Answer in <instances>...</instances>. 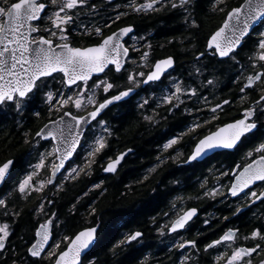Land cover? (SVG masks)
Instances as JSON below:
<instances>
[{
    "label": "flooded vegetation",
    "instance_id": "obj_1",
    "mask_svg": "<svg viewBox=\"0 0 264 264\" xmlns=\"http://www.w3.org/2000/svg\"><path fill=\"white\" fill-rule=\"evenodd\" d=\"M12 2H16V0H12ZM128 2L129 0H89L87 6H80L77 10H73L70 14H75L76 11L80 13L79 21L82 27L77 31L75 26H68L72 28L69 39L71 46L89 47L101 39L100 37L83 35L85 28L94 29L95 26L99 25L103 28L104 35L107 36L127 25H133L134 32L123 37L121 41L125 47L129 48V56L123 58L126 62V71L123 72L121 78L115 80L117 89L124 90L130 86L127 81L129 73L134 74L143 71L147 74L156 59L170 55L175 60L173 69L169 70L171 76H165L158 87L150 85L145 86L144 90L137 89L138 94L108 106L101 114L100 119L106 121L110 134L102 133L98 124L89 122L91 124L89 131L95 132L96 135L103 134L108 146L94 157L96 163L92 164L91 175L85 176L82 173L76 181H65L59 174L53 185L61 184L63 181L61 186L65 187L67 183L75 184L81 180L86 185L82 195L78 196L79 202L76 198L69 209L71 213L81 210L89 222L87 226L80 228L77 232L89 227L98 230L96 233L97 243L90 250V256L85 260V264H88L89 259L96 261L95 248L98 246L99 237L107 233V228L112 232L111 237H109L110 241L106 246L108 254L114 256L127 252L131 257L127 264H226L227 257L235 248L254 247L258 242L264 244V240H260L259 237L256 240L244 239L257 228L262 229L261 234L264 235V204L259 201L255 205L248 204L244 194L233 197L227 191L232 182L230 177L234 178L235 176L234 173H231L230 168L237 165L242 168L244 164L251 163L253 159H259V154L253 150L264 140V116L259 118L261 126L255 135L241 144L239 148L230 151L217 149L215 152L208 153L207 157L201 160L192 163H183V161L191 154L199 138L216 131L217 127L223 126L224 123L243 118L244 109L254 107L253 101L258 100L260 95H264V92L259 91V88L264 85V80H260L256 82L255 91L246 90L247 98L244 101L239 99L243 95L239 92V88L246 82V78L255 75L256 72H264V68L260 67L261 62L250 59V57L259 54L258 49L255 48V41L258 37L253 32L245 39L235 61L227 57L219 58V56L213 55L212 49L206 48L207 39L222 25L225 15L223 13L221 16L220 11L213 10V0H192L187 11L171 9L168 5L166 9L148 14L132 12L130 8L125 6ZM144 2L145 0H136L138 4ZM175 2L179 3V0H175ZM93 4L95 10H90ZM119 12H125L128 15L123 16L115 24H111ZM204 13L210 16L208 21L210 32L203 37L202 31H204L205 26L201 14L204 15ZM170 15L172 21L168 20ZM193 20L196 22V27L192 26ZM105 21L109 22L110 28L104 27ZM50 26V21H40L41 34L49 36L56 43H60L56 37H50V34L43 32L44 28ZM173 26L178 32L174 38L162 33L168 28L173 29ZM58 36L59 32H57ZM139 37H144V39L140 40ZM169 40L173 42L169 44ZM148 44H151V49L146 47ZM133 47L139 49V52L132 51ZM144 51H150V60L146 66L139 67L142 63L140 55ZM201 52H206V55L197 60V56ZM254 63L256 64L255 68L252 66ZM241 66H243L242 72ZM95 75L100 80L107 79L112 82L113 77L120 74H116L113 70L107 76L104 73ZM238 77L239 79H237ZM173 79L183 89L196 88L199 93L207 97L209 101L207 107L202 102H194L195 98L182 95L181 99L185 101L187 107L201 108L203 111H193L189 114L186 107L181 106L179 110L173 109L172 112H169L170 105L161 101L169 89L175 90L171 83ZM209 80L213 81L212 85H208L207 81ZM94 82V79L90 80L89 85L84 86L85 91L89 94L91 91H95L96 100L102 102L103 99L108 98V94H105L102 88L91 89L90 91ZM49 88L53 92L59 89V78L55 81L49 80ZM117 89L110 90L111 94L115 95ZM63 91H67V89H63ZM224 99L230 100L231 103L224 106L223 111L218 113L217 120L211 121L210 124H202L194 132L188 130V126L197 118L201 121L210 119L208 108ZM145 100L148 101L147 104H144ZM93 108L94 105H86L85 108L78 110L69 104L60 113L53 112L50 114L41 97L32 100L20 110H17L14 105H0V127L11 124L16 130L18 129L21 143L25 147L18 160L11 165L10 173L0 191L2 189L7 191L18 190L21 179L32 172L30 164L37 162L36 149L39 148V152L43 153L46 150H51L54 146L53 143L46 141L36 143L38 138H35V132L40 127L48 123L49 119H59L63 111H69L71 115L85 116ZM37 111L41 112L40 117L34 115ZM146 116L151 119L146 120ZM127 127H130L128 134H126ZM25 133H28V136ZM177 136H182L177 144L167 150L162 149L165 142ZM193 136L196 138L193 139ZM86 148L87 145L80 147L79 154L72 161L73 166H83ZM129 149H131L130 152ZM250 151L253 153L252 156H247ZM121 153H126V155L120 161L117 170L113 174L104 172L103 167L107 166L111 160H115L116 156ZM158 156L165 158L164 163L159 164L155 171H150L159 163ZM170 156L175 157V159H169ZM6 161H0V164ZM56 163L58 161L53 156H49L46 160V166L37 172L39 177L36 180L33 179L32 183L47 181L52 171V165ZM64 171L63 169L62 172ZM221 172H228L229 176H221ZM123 174H126L127 178L134 177V181H128L124 185V190L131 189L138 193L142 186H148V196L164 194L158 207L148 214L143 222L132 223L128 216H123L120 220L112 223L110 219H107L108 215L104 219L102 214L98 212V208L102 206L106 196L105 180L115 176L121 178ZM100 181H103L101 187L93 189L92 185L100 183ZM53 185H47L44 189V192L49 194V198L59 191ZM89 189L92 190L89 191ZM213 189L223 192L224 195H217L214 198L211 195H204L205 192L210 193ZM253 190L259 192L264 188L254 187ZM85 192H88L87 196L84 195ZM84 199L86 201L82 208V200ZM44 200L45 198L43 202ZM52 205L45 204L47 216L41 214L40 223H44L53 212H58L57 210H50ZM244 205L247 206L242 207L240 213L233 215L236 207ZM138 206L139 204L136 208ZM190 208H196L197 214L188 222L186 228L170 233L168 228L171 227V222ZM93 209H95L94 212ZM224 217H228V219L225 220ZM205 220L208 221L207 224L204 223ZM62 226H51V230L57 233L56 238L61 233L65 236ZM228 230H238L234 243L228 242L210 249L208 252L204 251L205 245L219 239ZM136 231L142 233L141 238L113 250L114 245ZM184 240H195L197 247L193 248L190 245H186L183 249L174 247L175 244L182 243ZM63 245L61 249L66 246ZM244 259L247 260L248 257ZM262 259H264V249L258 250L251 256L252 264H260Z\"/></svg>",
    "mask_w": 264,
    "mask_h": 264
},
{
    "label": "snow or ice",
    "instance_id": "obj_2",
    "mask_svg": "<svg viewBox=\"0 0 264 264\" xmlns=\"http://www.w3.org/2000/svg\"><path fill=\"white\" fill-rule=\"evenodd\" d=\"M88 3L89 0H16V2L0 0V21H2L0 22V105H14L17 110H20L32 100L41 97L50 114L53 112L60 113L69 104L78 110L85 108L86 105H94L93 110L87 112L85 116L71 115L69 111H63L59 119H49L48 123L35 132V138H38L36 140L37 144L40 141H46L53 143L54 146L51 150H46L43 153L39 152V148L36 149L37 162L30 164L32 172L28 173L27 178L18 185V190L21 193L25 192L38 170L46 166V160L49 156H53L58 161V163L52 165V177H55L56 173L59 172L63 180L76 181L82 173L85 176L91 175L92 164L96 163L94 157L100 154L108 145L103 134L96 135L95 132L89 131L91 129L89 122L98 124L102 133L110 134L106 121L100 119L101 114L109 105L138 94L137 89L144 90L145 86L156 85L158 87L165 76H171L169 70L173 69L175 60L170 55L162 59H156L147 74L143 71L134 74L129 73L127 81L130 86L124 90H118L115 80L121 78L123 72L126 71V62L123 58L129 56V48L125 47L121 41L123 37L134 32V26L127 25L107 36L104 35L103 28L99 25L95 26L94 29L85 28L83 35L100 37L101 39L89 47L71 46L69 39L72 28L68 26H75L79 31L82 25L79 21L80 13L78 11L75 14L70 13L80 6H87ZM191 3L192 0H179V3L175 0H145L144 3L138 4L136 0H129L125 6L134 13L148 14L149 12H159L166 9L168 5L171 9L187 11ZM90 10H95L94 4ZM213 10H218L225 15L222 26L207 39L206 48L212 49L214 56L227 57L235 61L245 39L255 32L258 37L255 41V48L258 49L259 54L250 57V59L258 60L261 62L260 67L264 68V0H244V3L239 6L232 7L229 6L228 0H213ZM125 15H128V13L119 12L115 19L111 21V24H115ZM42 20L50 21L51 25L44 28L43 32L50 34V37H56L60 43H56L49 36L41 34L40 21ZM253 25L256 27H253ZM192 26H197L195 20L192 21ZM104 27L110 28L111 25L108 21H105ZM57 32H59L58 37ZM133 39H136V37H133ZM139 39L143 40L144 37H139ZM172 42V40L168 41L169 44ZM146 47L151 49V44L146 45ZM132 51L139 52V49L133 47ZM205 55L206 52L199 53L197 60ZM140 60L142 63L139 67L146 66L150 60V51H144L140 55ZM236 62L238 63V61ZM252 66L255 68L256 64L254 63ZM113 70L120 75L114 76L112 82L107 79L100 80L95 75L104 73L107 76ZM242 71L243 66H241ZM58 78L60 88L53 92L49 88V80L55 81ZM93 79L95 82L91 85L90 91L91 89L102 88L103 92L108 94V98L103 99L102 102L96 100L95 91H91V94L85 91L84 86H88L89 81ZM260 80H264V72H256L255 75L248 76L246 82L239 88V92L243 94L239 99L244 101L247 98L246 90L255 91L256 82ZM171 83L175 90L169 89L161 101L170 105L169 112H172L173 109L179 110L181 106H185L189 114L193 111H203L201 108L187 107L185 101L181 99L182 95L195 98L194 102H202L207 107L208 98L199 93L196 88L183 89L175 79ZM207 83L212 85L213 81L209 80ZM63 89H67V91H63ZM113 89H117L115 95L111 94L110 90ZM259 91L264 92V85L259 88ZM147 103L148 101L145 100L144 104ZM230 103V100L224 99L208 108L210 119L201 121L197 118L188 126V130L194 132L202 124H210L211 121L217 120L218 113L223 111L224 106ZM253 104L254 107L244 109L243 118L224 123L223 126H218L216 131L199 138L191 154L183 163L201 160L207 157L208 153L215 152L217 149L229 151L237 149L246 140L253 137L261 126L259 118L264 116V95H260L258 100L253 101ZM34 115L40 117L41 112L37 111ZM69 116H71L70 120H66L65 117ZM145 119L150 120L151 118L146 116ZM25 135L28 136V133H25ZM181 138L182 136H177L169 139L163 144L162 149L172 148ZM192 138L195 139L196 137L193 136ZM29 139H32V137H29ZM83 145H87L83 166H73L72 161L79 154V149ZM128 151L130 152L131 149ZM253 151L259 154L258 160L253 159L251 163L244 164L242 168L240 165L230 168L231 173H234L235 176L234 178L230 177L232 182L227 191L233 197L244 194L248 204L255 205L257 201L264 204V190L259 192L253 190L254 187L264 188V140ZM252 154L250 151L247 156H252ZM125 155L126 153H121L116 156L115 160H111L107 166L103 167V171L106 173L115 172ZM168 158L175 159L171 156ZM164 159V157L158 156L159 163L150 171H155L159 164L164 163ZM13 163L14 161L7 160L0 164V182L4 181ZM61 169L65 171L61 172ZM220 175L227 177L229 173L221 172ZM52 177H49L47 181L32 183V189L35 192H43L47 185H53ZM62 183L63 181H61ZM61 184L53 186L57 190L63 191ZM102 184L103 181H100V183L93 184L92 188L99 189ZM91 190L89 189V191ZM84 195L87 196L88 192H85ZM204 195H211L214 198L217 195H224V193L213 189L210 193L205 192ZM79 199L77 197L78 202ZM53 203L52 199H47V204ZM246 206L236 207L233 215L240 213L242 207ZM0 207L5 208V215H7L5 200L0 199ZM73 208H75V205H73ZM34 211L37 215L44 214L47 216L43 200L38 203ZM94 211L95 209H93ZM196 214V208L188 209L183 215L178 216L177 219L171 222L168 231L171 233L185 229L188 222ZM15 215H19V213H15ZM224 219L227 220L228 217H224ZM204 223L207 224L208 221L205 220ZM53 225L55 227L62 226L56 212H53L43 224H40L36 229L34 241L27 246V254L38 258V260H33L31 264H38V262L42 264L45 260L49 264H84L90 256V250L97 243V228H85L72 236L65 235L60 240H56L57 233L51 230ZM261 232L262 229H254L244 239L256 240L259 237L260 240H264V235ZM8 234L9 225L7 223L0 225V249L4 248V241ZM237 234L238 230L224 232L219 239L205 245L204 251L208 252L210 249L228 242L234 243ZM141 237L142 233L136 231L114 245L113 250L132 241H137ZM65 242H67L66 246L61 249V244ZM186 245L196 248L197 242L195 240H184L182 243L175 244L174 247L183 249ZM261 249H264V244L259 242L254 247H237L227 257L226 264H252L251 256ZM245 257H248V259L245 260ZM88 264H95V261L89 259ZM260 264H264V259L260 261Z\"/></svg>",
    "mask_w": 264,
    "mask_h": 264
},
{
    "label": "trees",
    "instance_id": "obj_3",
    "mask_svg": "<svg viewBox=\"0 0 264 264\" xmlns=\"http://www.w3.org/2000/svg\"><path fill=\"white\" fill-rule=\"evenodd\" d=\"M243 0H230L229 6H236ZM201 14L202 22H204L205 29L202 31L203 37L210 31L208 30V21L210 16L207 13ZM223 16V13L221 14ZM168 20L172 21V16H168ZM167 36L174 38L177 35V29L168 28L162 31ZM206 34V35H205ZM174 48V47H173ZM176 58L177 55H175ZM179 59V58H178ZM126 134L129 133L130 127L126 128ZM19 130L11 124L0 127V161L11 159L17 161L20 154L25 150L21 143ZM109 177L105 180L106 196L102 202V206L98 208V212L102 217L110 219L113 223L120 220L123 216H128L132 223L143 222L144 218L158 207L164 194H157L155 196H148V186H142L138 193L134 190H124L126 183L134 181V177H128L126 174L121 175V178ZM117 178V179H116ZM85 183L77 181L75 184H68L63 187V191H57L54 196L49 198V194L33 193L30 195L20 194L18 191H11L7 193L6 207L8 214L5 215V208L0 207V223H7L9 225V235L4 241V248L0 252V264H31L33 260L27 255V246L34 241V231L38 223L41 222V216L34 211L38 203L43 200L47 205V199L54 201L50 210H57L58 219L60 220L64 235L72 236L80 228L87 226L89 222L86 220L84 212H70V205L81 196ZM7 190H1L0 196L6 193ZM85 199L82 200L81 207H84ZM139 204L138 208H136ZM99 206V205H98ZM19 213V215H15ZM82 213V214H81ZM101 217V218H102ZM111 223V224H112ZM102 237H99L98 246L95 248L96 261L95 264H127L131 257L126 253L111 255L106 249L111 237V230L106 229ZM94 254V253H93ZM39 264V262H38ZM42 264H49L47 260ZM85 264V262H84Z\"/></svg>",
    "mask_w": 264,
    "mask_h": 264
},
{
    "label": "rangeland",
    "instance_id": "obj_4",
    "mask_svg": "<svg viewBox=\"0 0 264 264\" xmlns=\"http://www.w3.org/2000/svg\"><path fill=\"white\" fill-rule=\"evenodd\" d=\"M39 171V170H38ZM39 177V173H37L34 177H33V179L34 180H36L37 178ZM27 178V175L26 176H24L22 179H21V181L22 180H24V179H26ZM20 181V182H21ZM31 184H32V181L30 182V185L26 188V190H25V192L24 193H21L19 190H15V191H18L20 194H23L24 196L25 195H30V194H33V193H36L33 189H32V187H31ZM13 191V190H12ZM11 191H9V193H10ZM44 192V191H43ZM7 193H8V191L6 192V193H4L2 196H0V199H6V195H7ZM37 193H39V194H41L42 192H37ZM39 216H41V214H39ZM2 224H5V223H0V225H2ZM10 231V230H9ZM59 234H60V232H59ZM9 235V234H8ZM63 237V235H62V233L60 234V235H58L57 236V238H56V240H60L61 238ZM7 238V237H6ZM66 243L67 242H65V243H63L64 245H66ZM63 244H61V246L63 245ZM63 245V246H64ZM3 249H0V252L2 251Z\"/></svg>",
    "mask_w": 264,
    "mask_h": 264
},
{
    "label": "water",
    "instance_id": "obj_5",
    "mask_svg": "<svg viewBox=\"0 0 264 264\" xmlns=\"http://www.w3.org/2000/svg\"><path fill=\"white\" fill-rule=\"evenodd\" d=\"M242 3H244V1L242 2ZM241 3V4H242ZM223 24V23H222ZM222 26V25H221ZM253 27H256L255 25H253ZM219 58H221V57H219ZM226 58V57H225ZM116 103V102H115ZM110 106V105H109ZM70 118H71V116H69V117H66V120H70ZM87 126V125H86ZM85 126V127H86ZM10 170H11V167H10ZM62 170L63 169H61V172H62ZM9 173H10V171H9ZM9 173L7 174V176H6V178L4 179V181H2V182H0V189H1V187L3 186V184L5 183V181H6V179H7V177H8V175H9ZM114 172H112V173H110V174H113ZM59 172L58 173H56V176L55 177H52V171H51V173H50V176L49 177H52L53 178V184H54V182H55V179L59 176ZM40 224H43V223H40ZM40 224H38V226L36 227V229L40 226ZM36 229H35V232H36ZM34 238H35V233H34ZM28 255V254H27ZM28 257H30V258H32V259H38V258H34V257H31V256H29L28 255Z\"/></svg>",
    "mask_w": 264,
    "mask_h": 264
}]
</instances>
